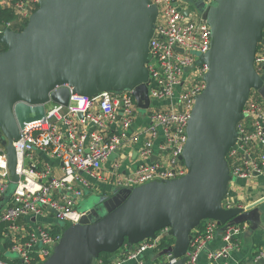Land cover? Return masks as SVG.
<instances>
[{
  "label": "water",
  "instance_id": "water-1",
  "mask_svg": "<svg viewBox=\"0 0 264 264\" xmlns=\"http://www.w3.org/2000/svg\"><path fill=\"white\" fill-rule=\"evenodd\" d=\"M183 12L188 15L190 9ZM157 14L151 0H38L20 31L4 28L0 146L10 173L8 194L20 178L14 143L27 124L45 118L47 104L67 106L71 95L129 91L138 108H148L146 63ZM200 18L209 26L210 47L196 60L207 70L180 155L186 173L99 196L77 223L60 222L61 236L39 264H95L102 252L131 250L164 237L172 242L158 256L168 254L176 259L172 264H184L192 233L202 221L223 226L257 219L264 199L247 207H225L223 200L230 180L226 157L243 106L253 90L264 99V74L254 67L264 0H212ZM114 156L116 152L109 158Z\"/></svg>",
  "mask_w": 264,
  "mask_h": 264
},
{
  "label": "built area",
  "instance_id": "built-area-1",
  "mask_svg": "<svg viewBox=\"0 0 264 264\" xmlns=\"http://www.w3.org/2000/svg\"><path fill=\"white\" fill-rule=\"evenodd\" d=\"M211 1L151 0L158 14L146 63L150 99L147 109L138 108L129 91H102L92 97L71 95L67 106L53 104L46 108L43 120L29 123L21 130L20 138L14 143L16 172L20 178L0 214L1 221L7 224L5 238L12 256L0 259V264H39L47 258L62 233V228L52 232L53 226L64 220L79 221L84 211L76 208V200L98 189L91 180L104 179L103 163L111 153H117L121 143L140 142L139 162L129 172H122L115 163L108 179L117 189L176 179L186 173L180 155L194 99L204 87L203 75L207 70L205 64H196V60L210 47L209 26L200 18V11ZM37 2L15 0L13 6L22 17L28 18ZM184 9H190L188 15ZM3 30L0 25V34ZM254 67L259 74H264V38L258 43ZM252 92L258 94L251 91L244 104L236 140L227 154L232 161L228 165L230 174L236 178L264 173V99H256ZM78 112L83 113L81 118ZM141 112L147 121L129 132ZM159 131L163 136L157 140ZM36 151L58 158L62 175L52 177L46 163L35 158ZM154 155L155 159L151 160ZM30 181L36 186L31 187ZM10 182L6 153L0 146V200ZM223 204L234 206L226 196ZM51 216L55 221H51ZM20 219L28 225L20 226L21 230L17 226ZM239 224L219 226L207 219L201 232L193 231L184 264H195L198 252L219 227L223 228L225 244L210 257H225L243 227ZM157 244V240L142 241L128 257L156 249ZM168 256V264H172L176 259Z\"/></svg>",
  "mask_w": 264,
  "mask_h": 264
},
{
  "label": "crops",
  "instance_id": "crops-1",
  "mask_svg": "<svg viewBox=\"0 0 264 264\" xmlns=\"http://www.w3.org/2000/svg\"><path fill=\"white\" fill-rule=\"evenodd\" d=\"M9 0H0V7L9 6ZM144 112L141 116L135 119V124L129 128V132L136 130V125L146 122ZM63 128L62 125H60ZM162 132L159 131L158 139H162ZM140 142L131 144L121 143L116 156L108 158L103 163V176L102 181L91 180V183L97 190L87 192L83 197L76 200V208L79 209L82 204L85 208L93 206L91 203L93 194L98 196L111 195L116 190V187L109 181L111 170H113L115 163L121 167L122 172L132 171L139 162L137 149ZM155 156V155H154ZM35 158L41 162H45L51 170L52 177H60L62 170L58 158L51 153L36 151ZM86 179H92L87 174H82ZM232 177V176H231ZM229 180L228 193L226 198L231 200L233 205L247 207L252 203L264 199V173L256 174L250 178H235ZM32 183V185H30ZM31 187L36 184L32 181L29 182ZM12 194L7 191L0 200V214L5 201H7ZM91 204V205H90ZM51 221H55L51 216ZM241 231L234 237V246L230 248L225 257L213 259L210 254L220 250L224 247L225 241L223 240V228L219 227L211 240H209L198 252L195 264H264V200L259 204V213L255 221H246L242 223ZM18 229L20 226H28L26 220L20 219L17 221ZM7 234V224L0 219V254L9 257L12 253L8 250V242L5 238ZM138 245H135L131 250L124 247L118 252L110 256L113 264H168V254L158 256L161 249H147L138 253L134 258H129L128 254L136 251Z\"/></svg>",
  "mask_w": 264,
  "mask_h": 264
},
{
  "label": "trees",
  "instance_id": "trees-1",
  "mask_svg": "<svg viewBox=\"0 0 264 264\" xmlns=\"http://www.w3.org/2000/svg\"><path fill=\"white\" fill-rule=\"evenodd\" d=\"M10 1V5L9 6H5V7H0V25L3 26L4 28L6 27V23H9V27L15 31H20L24 25L26 24L27 18L26 17H22L19 13L16 12L13 4L15 2V0H9ZM36 7V6H35ZM34 7V9H35ZM264 38V29L262 32V39ZM5 49V46L3 44H0V50ZM256 99H260V96L254 92H252V94ZM226 161L227 164L229 166H231V158L230 156L226 157ZM206 220L202 221L196 228L195 231H199L201 232L203 229V223ZM242 224V223H241ZM239 224V225H241ZM61 229V226L58 224H55L53 226L52 232H59V230ZM172 242V238L171 237H164L162 239H160L158 241L157 244V248L156 249H162L163 247H165L166 245H168L169 243ZM124 247H122L121 249H123ZM120 249V250H121ZM119 250V251H120ZM118 252V251H117ZM113 253H107V252H102L99 255L96 256V260H95V264H113L112 260L110 259V256ZM8 257H5L3 255L0 254V259H6Z\"/></svg>",
  "mask_w": 264,
  "mask_h": 264
},
{
  "label": "rangeland",
  "instance_id": "rangeland-1",
  "mask_svg": "<svg viewBox=\"0 0 264 264\" xmlns=\"http://www.w3.org/2000/svg\"><path fill=\"white\" fill-rule=\"evenodd\" d=\"M52 105H53V103H49V104L46 105V108H49V107H51ZM9 185H10V183H9ZM91 196H92L91 203H96L97 198H98L99 196L96 195V194H93V195H91ZM90 205H91V204H90ZM86 209H88V208H85V205H84V204H82L81 207L79 208L80 211H85Z\"/></svg>",
  "mask_w": 264,
  "mask_h": 264
},
{
  "label": "bare ground",
  "instance_id": "bare-ground-1",
  "mask_svg": "<svg viewBox=\"0 0 264 264\" xmlns=\"http://www.w3.org/2000/svg\"><path fill=\"white\" fill-rule=\"evenodd\" d=\"M258 46V45H257ZM232 175L230 174V177H231ZM232 177H234V176H232ZM236 178V177H235ZM30 185H32V183H30Z\"/></svg>",
  "mask_w": 264,
  "mask_h": 264
}]
</instances>
